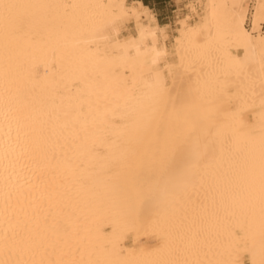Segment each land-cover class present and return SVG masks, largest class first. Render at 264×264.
Masks as SVG:
<instances>
[{"label":"bare ground","instance_id":"obj_1","mask_svg":"<svg viewBox=\"0 0 264 264\" xmlns=\"http://www.w3.org/2000/svg\"><path fill=\"white\" fill-rule=\"evenodd\" d=\"M186 9L0 0V264H264V0Z\"/></svg>","mask_w":264,"mask_h":264},{"label":"rangeland","instance_id":"obj_2","mask_svg":"<svg viewBox=\"0 0 264 264\" xmlns=\"http://www.w3.org/2000/svg\"><path fill=\"white\" fill-rule=\"evenodd\" d=\"M190 1L195 2V0H165V3L159 5L155 3L156 5L153 7L152 10L157 18L158 23L170 25V40L168 42H171L173 38L177 36V24L175 23L177 15L180 14L181 16H184L189 14L186 9V4ZM199 13H201V11H199ZM195 18L196 17L194 16L191 17V22H193ZM246 26L248 27V22Z\"/></svg>","mask_w":264,"mask_h":264},{"label":"crops","instance_id":"obj_3","mask_svg":"<svg viewBox=\"0 0 264 264\" xmlns=\"http://www.w3.org/2000/svg\"><path fill=\"white\" fill-rule=\"evenodd\" d=\"M139 1H141L144 5L150 7L151 9H153V7L156 5L155 3H157V5L165 3V0H139ZM153 1H154V4H153Z\"/></svg>","mask_w":264,"mask_h":264},{"label":"trees","instance_id":"obj_4","mask_svg":"<svg viewBox=\"0 0 264 264\" xmlns=\"http://www.w3.org/2000/svg\"><path fill=\"white\" fill-rule=\"evenodd\" d=\"M146 6V5H145ZM148 7V6H147Z\"/></svg>","mask_w":264,"mask_h":264}]
</instances>
